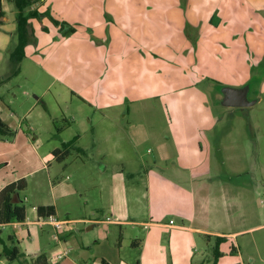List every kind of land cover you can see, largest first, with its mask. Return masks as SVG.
<instances>
[{
	"label": "rangeland",
	"instance_id": "obj_1",
	"mask_svg": "<svg viewBox=\"0 0 264 264\" xmlns=\"http://www.w3.org/2000/svg\"><path fill=\"white\" fill-rule=\"evenodd\" d=\"M237 1L241 7V19L239 14L231 11L232 13L228 15L230 20L221 21L220 26L224 28L221 29V34L228 28L230 32H232L231 28H238L235 36L241 38L243 56L247 49L254 53L255 59L253 57L236 65L229 61L215 63L209 57L201 55L199 48L193 47L191 66L179 54L177 55L178 81L184 78L181 73L187 72L186 80L178 82L177 90L170 95L161 93L158 99L145 100V106L155 103L158 105L157 108L151 109L149 106V110H144L143 105H138L136 109L131 108L130 113L126 114L121 108L110 107L101 111L86 103L88 116L93 119L92 124L76 126V128L71 126L67 132L71 133L70 131L77 128L81 130L82 141L80 142L86 149L80 154L81 158L73 154L59 165L46 159L51 150L59 146L56 132H52L54 128L47 120V115L50 114L39 106L23 116L29 104L24 101L21 93L29 92L31 88L39 90L44 86L31 87V83L24 77L27 72L26 64H19V67L21 65L23 69L22 74L17 79L10 76L14 79L5 84L18 93L17 100H13L15 102L10 106L16 115L11 119L9 117L8 101L12 92L9 89L2 94V98L0 97V120L8 122L15 133L20 129L23 133H27L25 136L29 138V141L26 143L21 140L22 138L18 139L20 136L16 134L14 138L8 136L5 138L0 135V140L6 139L8 142L16 140L15 146L9 149L11 152L7 157L10 161L8 172L11 177L27 173L22 177L27 187L19 191L13 201L25 208L28 220L31 221L33 218L31 210L37 198L41 196L45 200H50L51 195H56L59 197L57 204L60 220L67 217L102 220L108 216V213L111 214L109 211L111 205L119 208L122 203L118 201L127 199L132 204V210L135 211L132 215L137 214V217L149 221L151 217L156 218L158 209H162L159 204L161 200L165 203L170 198L174 199L173 196H168L171 194L168 191L176 189L174 183L181 185V188L192 190L196 207L195 224L200 220L199 212H213L214 207L218 206V202L213 200L227 189L233 190L230 196L227 195L228 198L231 200L233 197L236 203L240 202L241 212L245 213L248 212V208L243 201L250 199L256 184V192L253 194L257 204L252 203L250 213L257 215L261 212V207L264 205V9H254L248 5L247 0ZM175 3L179 4V1L176 0ZM162 4L173 5L174 3L173 0H162ZM180 4L182 7L192 5L197 8L194 14L197 18L206 16L204 12L209 8L231 7L230 0H189L187 4L180 0ZM99 5L98 1L94 4L96 8H101ZM260 5L264 7V3ZM5 10L7 18L13 21L17 10L11 1L5 2ZM213 22L216 26V21ZM205 35L211 34L206 32ZM177 40L176 46L180 45L179 39ZM203 40L210 41V38L203 37ZM80 45L78 53L74 55L80 56L79 67L83 69L81 71H87L90 65L84 61L83 55L88 61L93 62L98 58L99 49L92 44L88 45L87 42H81ZM162 46L163 39L159 44L160 48ZM7 48L4 53H0V73L4 74L10 73L11 70L9 52L12 49ZM188 52L189 49L187 54ZM259 53L262 60L255 63ZM159 58L156 60L159 61ZM236 66H241L237 67L240 72L236 70ZM253 68H259L256 71L258 77L252 80L253 91L250 95V99H256V103L241 108L209 104L211 101H207V96L204 94L206 82L216 78L223 84L231 81L235 82L233 84L241 81L243 83L247 80L243 78V75H247L248 72L254 73ZM211 70L212 72H209ZM234 73L236 77H233ZM191 74V80L195 84L193 87L187 85V79ZM209 74L210 76L213 74V77ZM183 85L187 86L179 88ZM29 96L30 99H34L33 95ZM69 106L65 104L61 107L67 110ZM38 113L43 117L38 116ZM210 117L220 118L216 130L207 136L199 135L195 127ZM29 122L33 124L31 130L28 129ZM93 133L97 137L96 140H93ZM185 141L189 147L188 154H196L200 151L199 141L203 152L207 150L209 144L211 148L208 151L212 153L216 173L207 174L201 182L195 180L191 185L188 183L186 175L179 169L184 164L182 157H185L183 154ZM153 160L156 161L155 166ZM41 166L44 169L28 174ZM219 185L222 186V190ZM247 189H251V193H248ZM154 194L158 196L155 201ZM202 200L205 201L204 205L201 204ZM130 214L131 212L127 213V216L123 218L113 216L114 220H119L116 225L90 223L68 225L65 227L66 232L69 229L74 231V228H78L81 232H72L64 238L65 245L56 241L53 232L49 236L44 234L38 226H35V230L30 231L28 235L27 229H31L34 225H24V228L5 225L0 227V264H30V258L27 256L10 261L4 252L5 249L12 248L26 255L43 252L49 264H71L68 260L70 258L80 262L93 259L95 253L104 252L112 256L120 254L122 258L125 252L132 251L131 253L136 255L139 248L144 250L145 256L154 253L156 264H189L188 261L175 263L170 260L168 253L172 251V244L185 245L186 249H190L194 257L193 264H213L215 257L212 254L211 245L203 236H199V240H196L195 236L198 237V235L194 236L189 231L176 232V235H173L169 229L129 223L127 220L134 218ZM147 232L151 233L143 241V234ZM251 236L256 238L257 251L254 256L252 255L255 249L254 243H251V247L242 249L241 257L239 249L233 253L229 244L223 245L220 251L223 255L218 264H264V258L261 255L264 246L262 242L264 228ZM135 241L138 242V247L131 249V244ZM65 246L64 250L70 251L69 258L56 260V255ZM233 247H237L235 243ZM236 252L238 254H235Z\"/></svg>",
	"mask_w": 264,
	"mask_h": 264
},
{
	"label": "crops",
	"instance_id": "obj_2",
	"mask_svg": "<svg viewBox=\"0 0 264 264\" xmlns=\"http://www.w3.org/2000/svg\"><path fill=\"white\" fill-rule=\"evenodd\" d=\"M6 1L11 0H2L4 17L0 25V53H4L8 49L7 47H10V50L12 49L11 46L14 45V33L16 30V17L11 21L6 16ZM97 1L101 8L94 6ZM178 1L179 4H176V0H173V5H175L173 6L162 4V0H35V4L31 9H35L42 16L40 18H32L28 22L33 38L24 49L25 57L21 64H26L27 72L24 77L26 81L31 83V87L37 85L44 87L39 90H32L31 88L29 92H22L21 96L29 104L23 116L39 106L50 114L47 115V120L51 122L54 128L52 132H56L55 136L59 146L54 147L46 159H50L59 165L64 163L66 158L73 154L81 158L80 154L86 149L80 142L82 141V131L77 128L74 131H70L71 133L67 132H69L71 126H75L76 128V126L92 124L93 119L88 116L86 103L93 105L101 111L110 107L121 108L124 109L126 114L130 113L131 108L136 109L138 105H143L144 110H149V106H151V109L157 108L158 105L155 103L145 106V100L158 99L161 93L170 95L177 90L178 82L186 80L187 72L181 73V76L184 77L183 79L179 81L177 79L178 66L176 62L178 54L189 66H191L194 55V52H192L193 47L195 49L196 47L197 49L199 48L201 55L209 57L215 63L229 61V63L236 65L242 61L246 62L253 59V57L255 59L254 53H251L247 49L246 54L243 56L241 38L235 36V31L238 28H231L232 32H230V28L226 27L228 29L221 34V29H224L220 26L221 21L230 20L228 15L232 13L231 11H235L239 16L241 15L239 1L230 0V8L227 6L209 8L204 12L206 16L198 18L194 17V14L198 10L197 8H194L192 5L182 7L180 0ZM181 1L185 2V4L189 3V0ZM261 1L247 0V3L256 10L264 9L260 5L264 1ZM203 9L205 10V8ZM47 15H50L52 19L59 23H66L74 31L64 34V31L60 29V25H53ZM214 20L216 21V26L213 22ZM206 32L211 35H205ZM203 37L210 38V41H204ZM161 39H163L162 48L159 47ZM177 39H179L180 45L176 46L178 43ZM81 42H87L88 45L92 44L99 49L98 58L93 62L88 61L86 56L83 55L84 61L90 65L87 71H81L83 69L79 67L80 56L75 57L74 55L78 53ZM187 49H189L188 54ZM158 57H160L159 61L156 60ZM261 60L262 58L259 53L255 63ZM237 67L241 66H236V70ZM258 69L253 68L252 71L254 73L248 72L247 75H243V78L247 79L246 81L243 80V83L241 81L238 84H233L235 82L231 81L223 84L221 80L216 78L206 82L204 84V94L207 96V101H211L209 104H212L211 106H221L219 101L222 96L219 93V88L221 86L241 87L246 83L252 82L254 78L258 77L256 76ZM22 70V66L20 65L19 73L14 76L15 79L19 78ZM237 71L240 72V70ZM209 72H212V70ZM10 75H12V66L10 73H0V80L6 81L0 85V97L2 98V94L8 92L9 89L12 91L8 101L9 107L14 104L15 101L13 100H17L18 94L12 87L5 85L14 79L12 77L6 79ZM232 75L233 77L237 76L236 73ZM191 77L192 74L187 79V85L193 87L195 84L192 82ZM210 77H213V74ZM187 85L180 86L179 88H185ZM30 94L33 95L34 99H30ZM65 104L66 106L70 105L67 107V110L61 107ZM15 115V112L10 107V119ZM38 116L43 117L39 113ZM3 122L5 125L8 124L7 126L14 132V135L10 138H14L16 134L20 136L18 139L22 138L21 140L28 143L29 138L25 136L27 133H23L21 129L15 133L8 122ZM219 122L220 118L210 117L201 122L202 124L196 126L195 130L199 135L206 134L207 136L216 130ZM29 123L28 129L31 130L33 124ZM148 123L150 122L148 121ZM56 126L62 127V130L58 132ZM4 137L6 138V136ZM96 138L93 133V140H96ZM71 141L74 142V149L71 150L70 155L62 161L56 160L52 154L53 151L60 149L64 143ZM199 143L200 141L198 142L200 151L196 154H188L189 147L186 141L183 145L185 157H182V159L184 160V164L179 169L186 175L190 185L195 180L199 182L203 181L207 174L216 173L212 162V153L208 151L211 147L209 148V144L207 143L208 148L203 152ZM15 144V139L12 142H8L6 139L0 140V190L12 182L24 179L22 177L27 174L21 173L16 177H11L8 172L10 161L7 160L9 159L7 157H9L8 155L11 152L9 149L11 146H15ZM176 155L178 157V154ZM153 165H156L155 160H153ZM40 169H44V167L41 166L34 169L28 172V174ZM174 184L176 189L168 191L171 193L168 196H173L174 199L170 198L165 203L162 200L160 201L161 203L159 204H161L162 209L157 208L156 218L151 217L147 221L144 218L137 217V214L133 216L132 213H135V211L132 210V204L127 199H120L118 201V203L120 201L122 203L120 207L115 208L111 205L109 210L111 214L108 213V216L102 220L65 218L62 220L66 222L63 227L64 230L59 233L58 240L56 241L59 244L65 245L66 241L64 238L71 235L72 232H81L78 231V228H74V231L69 229L66 232L65 227L68 225H85L87 223L116 225V223H119L117 222L119 220H114L113 216L123 218L127 216V213L131 212L130 215L134 218L128 219L127 222L129 223L147 224L157 228L169 229L173 235H176V232L189 231L194 236L198 235V237L195 236L196 240H199V236H203L207 243L211 245L212 254L214 248L212 246H215L217 239H221L218 247L220 257L223 255L220 252L223 245L229 244L233 253L239 249V256L241 257L243 254L242 249L251 247V243H254L255 249L252 253L254 256L257 251L256 238L251 236V234L264 228V205L261 207V212L257 215L253 212L250 213L252 203L257 204L253 194L256 192V184L254 192L251 195L252 198L250 197L249 200L243 201L244 205L248 208V212H241L242 205H240V202L238 204L233 197H231V200L228 198L233 190L227 189L222 191L213 200L216 203L218 202V206L214 207L213 212H199L200 220L197 224H195L196 207L192 190L181 188V185L177 183ZM219 187L221 190L223 189L222 186L219 185ZM247 190L248 193H251V189ZM154 196L153 200L155 201L158 196L156 194ZM58 200L59 197L56 195H51L50 200H45L40 196L32 205L33 218L31 221L28 220L25 210L24 222L2 224L0 227L12 225L16 228H24V225H34L31 229H27L28 235L30 231L33 232L32 230H35V226H38L44 234L50 236L53 228L49 225L40 226L37 223L38 219L42 218L38 215L37 207L52 206L55 216L59 218ZM201 204L204 205L205 201L202 200ZM169 216L173 219H168L167 217ZM176 221H179V223H176ZM150 233L143 234V241L148 238ZM41 237L43 238V236ZM262 242L264 243V239ZM234 243L237 246L236 248L233 247ZM137 247V241L131 244V249ZM171 247L172 251L168 253V256L172 262L182 263L183 261H188L189 264H193V254L190 249H186L185 245L172 244ZM65 248L66 246L62 247L61 251ZM183 249L185 250L184 252ZM131 252H125V256L122 258L120 254L112 256L104 252L95 253L94 258L89 260L80 262L73 260V258L68 260H70L71 264H90L89 262H92L91 264H102L103 261L107 264L157 263L154 260V253L145 256L142 248L138 249L136 255ZM41 254L45 255L43 252H37L34 255H23L34 259ZM235 254H238V252ZM69 255L70 251L63 259L69 258ZM261 255L264 258V246L262 247ZM45 257L47 258L46 255ZM220 257L217 259L216 264L219 263Z\"/></svg>",
	"mask_w": 264,
	"mask_h": 264
},
{
	"label": "trees",
	"instance_id": "obj_3",
	"mask_svg": "<svg viewBox=\"0 0 264 264\" xmlns=\"http://www.w3.org/2000/svg\"><path fill=\"white\" fill-rule=\"evenodd\" d=\"M15 9L16 14V30L14 33V45L12 50L9 52V60L12 66V75L15 76L19 73V64L25 57L24 49L26 45L32 41L33 35L29 25V20L32 18H40L42 15L38 14L35 9H31L35 4V0H11ZM53 25H60V29L64 31V34H69L74 29L66 23H59L52 19L50 15H47ZM4 17V11L2 6V0H0V25L2 24V18ZM7 77L9 79L11 77ZM6 81L0 80V85ZM58 132L62 130V127H57ZM0 135L12 137L14 132L0 120ZM74 149V142L64 143L60 149L53 151V156L58 161L64 160L70 155L71 150ZM26 188V181L24 179L12 182L6 185L0 190V224H11V223H22L25 221V208L17 205L13 198L15 195ZM37 212L40 217H46L49 215H55L54 208L52 206H39ZM221 239H217L213 248L214 262L216 264L217 259L220 257L218 247ZM10 261L18 260L24 255L19 253L15 248L5 249L4 252ZM30 264H49L48 259L45 255L41 254L36 256L34 259H30ZM102 264H107L102 262Z\"/></svg>",
	"mask_w": 264,
	"mask_h": 264
},
{
	"label": "water",
	"instance_id": "obj_4",
	"mask_svg": "<svg viewBox=\"0 0 264 264\" xmlns=\"http://www.w3.org/2000/svg\"><path fill=\"white\" fill-rule=\"evenodd\" d=\"M253 82V81H252ZM252 82L241 87L221 86L219 93L222 96L219 104L224 107H247L256 103V99H250Z\"/></svg>",
	"mask_w": 264,
	"mask_h": 264
},
{
	"label": "built area",
	"instance_id": "obj_5",
	"mask_svg": "<svg viewBox=\"0 0 264 264\" xmlns=\"http://www.w3.org/2000/svg\"><path fill=\"white\" fill-rule=\"evenodd\" d=\"M37 223L40 225V226H43V225H49L53 228V233H54V238L56 240H58V236H59V233H61V231L63 230V227L65 225V221H62L60 220L59 218H57L55 215H49V216H46V217H42L40 219H38ZM0 226H2V224H0ZM69 251H60L55 259L56 260H62L63 258H65L67 255H68Z\"/></svg>",
	"mask_w": 264,
	"mask_h": 264
}]
</instances>
